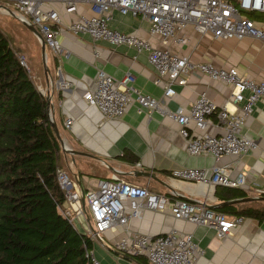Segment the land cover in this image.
<instances>
[{
    "label": "built area",
    "instance_id": "1",
    "mask_svg": "<svg viewBox=\"0 0 264 264\" xmlns=\"http://www.w3.org/2000/svg\"><path fill=\"white\" fill-rule=\"evenodd\" d=\"M11 9L0 11L17 21H29L41 34L46 47L56 56L62 53L57 39L61 30L73 36H88L94 43L105 42L113 47L127 46L138 54L147 53L155 71V85L163 89L161 99L143 94L136 88V77L128 73L116 81L103 70L96 74L95 88L87 91L84 100L98 109L105 119L121 120L133 105L140 114L159 113L179 125V134L187 141V152L193 157L211 156L215 164L210 168H183L172 175L182 182L205 186L209 189L240 190L247 185V174L230 175L229 166L222 165L225 157L242 158L257 148V143L244 132L257 103L264 99V81L256 82L241 76L235 68L217 67L211 62H194L181 53L189 45L185 34L191 28L196 34L211 36L219 41L259 40L264 43V22L249 18L251 14L264 15V0H9ZM61 5L67 15L75 16L64 26L55 5ZM132 15L150 25V40L136 34L119 32L111 27L114 14ZM21 23V22H20ZM98 57V54H96ZM27 67L26 60L19 55ZM200 73L211 82H220L232 89L231 99L217 104L206 91L190 108L176 110L164 108L177 95L178 87L187 86L190 77ZM50 97V93L43 92ZM230 105L232 107H230ZM51 115V114H50ZM213 118L217 120L214 123ZM73 124L67 120L66 127ZM214 126L220 133L209 131ZM57 181L65 196V209L61 214L77 228L78 219L85 218L82 231L94 242L104 244L105 233L123 228L131 219H142L146 210H170L176 220L197 226H208L224 240L244 222L243 217L229 216L207 203H192L158 194L148 187L136 186L119 174L111 179L98 180L87 192L79 189L77 175L73 176L61 166ZM74 177V178H73ZM85 196V207L81 193ZM80 224V223H79ZM126 256L142 257L149 264H198L205 250L194 235L172 229L166 234H128L113 247ZM91 264H103L94 251L87 254ZM134 264H139L135 262Z\"/></svg>",
    "mask_w": 264,
    "mask_h": 264
},
{
    "label": "crops",
    "instance_id": "2",
    "mask_svg": "<svg viewBox=\"0 0 264 264\" xmlns=\"http://www.w3.org/2000/svg\"><path fill=\"white\" fill-rule=\"evenodd\" d=\"M55 8L60 12L64 26L75 18L67 15L61 5L56 4ZM110 24L119 32L136 34L157 47L160 45L151 38L149 23L140 18L116 12ZM185 34L191 40L181 53L190 56L192 61L235 68L243 77L256 82L264 81L263 42L251 39L219 41L211 36L202 37L191 28ZM34 37L41 46L39 39ZM57 39L62 47L59 56L47 48L50 84H47L44 68L41 74L36 68L34 79L40 91L50 93L55 121L67 146L98 158L62 155L61 167L73 176L77 175L81 191L87 192L96 186L98 180L111 179L114 174H119L136 186L148 187L172 200L187 198L192 203H207L213 207L229 200L256 198L260 202L257 207L264 209V99L257 103L244 129L246 136L257 143V148L240 159L225 157L221 163L229 166L232 177L246 173V187L240 190L209 189L182 182L173 177L174 170L210 168L215 160L211 156H190L187 141L180 136V127L173 119L157 112L140 114L138 106L133 105L121 120L110 121L84 100L85 93L95 88L98 70H103L116 81L131 73L136 77V88L145 95L161 99L163 89L154 83L155 71L147 53L138 54L127 46L94 43L88 36H73L65 30L60 31ZM204 91L221 106L231 99L230 87L195 73L187 86L178 87L177 95L163 107L173 111L179 107L188 109ZM69 119L73 124L67 128ZM212 121L217 122L215 118ZM209 131L221 132L214 126ZM243 218L239 228L220 240L214 228L176 220L170 210H146L142 219H131L127 226L105 233L104 244L95 242L93 251L103 264L139 263L137 257L114 251L115 244L128 234L162 235L175 229L194 235L205 250V257L198 264H264V219ZM84 219L81 218V227H77L80 232L85 228Z\"/></svg>",
    "mask_w": 264,
    "mask_h": 264
},
{
    "label": "trees",
    "instance_id": "3",
    "mask_svg": "<svg viewBox=\"0 0 264 264\" xmlns=\"http://www.w3.org/2000/svg\"><path fill=\"white\" fill-rule=\"evenodd\" d=\"M27 66L0 29V264H91L95 242L61 214L66 199L56 172L66 152ZM258 203L217 211L262 221Z\"/></svg>",
    "mask_w": 264,
    "mask_h": 264
},
{
    "label": "rangeland",
    "instance_id": "4",
    "mask_svg": "<svg viewBox=\"0 0 264 264\" xmlns=\"http://www.w3.org/2000/svg\"><path fill=\"white\" fill-rule=\"evenodd\" d=\"M0 6L11 9L9 0H0ZM248 17L264 22V15L262 14H250ZM0 29L8 36L12 46L19 52V55L25 58L27 65L32 68L33 77L36 73V68L38 73L41 74L45 67L41 62V46L37 44L34 35L23 24L19 23L15 17L3 11H0ZM78 222L81 223L80 219H78ZM83 222L85 224V219ZM79 223H77L78 228L81 227ZM96 244L100 245L99 243Z\"/></svg>",
    "mask_w": 264,
    "mask_h": 264
},
{
    "label": "water",
    "instance_id": "5",
    "mask_svg": "<svg viewBox=\"0 0 264 264\" xmlns=\"http://www.w3.org/2000/svg\"><path fill=\"white\" fill-rule=\"evenodd\" d=\"M0 8H2V6H0ZM11 14H12V16H14L13 13H11ZM20 22L30 32H32L41 42L42 60H43L44 67L46 69L45 74L47 77V84L49 85L51 82V79L49 77V71H48V67H47V47H46L45 41L43 40L41 34L38 32V30L34 27V25L31 22H29V21H20ZM47 104H48L49 119H50V122L52 124V128L54 130V133H55L63 151L66 152L67 154L74 155V156L78 155V156H85V157L98 159L97 156H95V155H92V154H89L86 152L72 150L67 146V143H66L65 139L63 138V136L60 132V129L57 125V122L55 121V117H54L55 109H54V104L52 103L51 96L47 97ZM182 200L188 201L187 198H182ZM256 200H258V199H256V198H242V199L229 200V201L223 202L222 204L213 206L212 208L217 210V209H220L222 207H226V206H230V205H236V204H240V203L252 202V201H256ZM81 202H82L83 206L85 207L86 203H85V196H84L83 192L81 193Z\"/></svg>",
    "mask_w": 264,
    "mask_h": 264
}]
</instances>
